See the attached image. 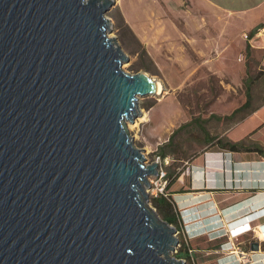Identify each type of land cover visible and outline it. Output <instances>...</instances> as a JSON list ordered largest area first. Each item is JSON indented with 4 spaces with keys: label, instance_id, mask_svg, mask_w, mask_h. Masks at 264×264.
<instances>
[{
    "label": "water",
    "instance_id": "1",
    "mask_svg": "<svg viewBox=\"0 0 264 264\" xmlns=\"http://www.w3.org/2000/svg\"><path fill=\"white\" fill-rule=\"evenodd\" d=\"M113 5L0 0V264H186L127 128L156 78L122 68Z\"/></svg>",
    "mask_w": 264,
    "mask_h": 264
},
{
    "label": "rangeland",
    "instance_id": "2",
    "mask_svg": "<svg viewBox=\"0 0 264 264\" xmlns=\"http://www.w3.org/2000/svg\"><path fill=\"white\" fill-rule=\"evenodd\" d=\"M106 17L112 25L108 30L109 37L128 57L122 68L131 74L148 73L163 86L159 94L139 97L138 107L142 112L134 122L144 113L147 116L145 121L135 128H129L131 122L127 121L133 143L142 149L147 165L159 162V173H181L170 190L166 189L167 176L162 179H159V174L149 176L151 186L146 188L149 194L147 205L164 219L154 205V198L160 194L169 195L167 191H171L168 197L172 198L180 213L184 228L179 227V244L171 255L184 260L186 264H223L224 261L218 259L221 253H217L216 249L219 242H209L204 238L193 241V234L189 232L186 235L184 232L185 228L190 229L189 226L194 229L201 217L210 216L209 211H202L207 206L209 192L213 190L209 186L212 163L208 155L229 152L215 141L208 143L201 126L215 138L240 141L264 150V124L259 121L257 111L240 113L234 119L225 118L246 101L248 88L253 95L252 107L264 106V65L259 60L261 52L257 53L252 47L251 56L247 57L246 49L241 50L237 44H223V41L214 51L216 55L218 51H225V55L222 59L213 57V53L208 52L210 46L204 42L203 35L207 29L185 24L187 20H213L206 6L198 0H115ZM242 38L245 39L244 35ZM243 39H239L238 43ZM215 42L213 38L211 44ZM194 118L199 119L201 126L190 124L179 130L169 142L174 131ZM162 145H169L165 149L170 154L165 159L159 155ZM206 155L208 162L200 173L198 166L204 164ZM252 156V163L258 166L251 168L248 178L264 179V155L252 153ZM206 231L210 235L211 229L207 228ZM237 236L236 245L244 248L250 260H253L255 252L248 242L252 232ZM212 237L216 236L213 234ZM185 251L188 256L181 257Z\"/></svg>",
    "mask_w": 264,
    "mask_h": 264
},
{
    "label": "crops",
    "instance_id": "3",
    "mask_svg": "<svg viewBox=\"0 0 264 264\" xmlns=\"http://www.w3.org/2000/svg\"><path fill=\"white\" fill-rule=\"evenodd\" d=\"M198 1L206 6L207 13L213 20H187L185 24L189 27L196 25L204 30L207 29L203 35L205 36L204 42L210 46L208 52L213 53V57L222 59L225 55V51H218V55L214 51V48L217 49L218 43L222 44L223 41V44L229 46L237 44L241 46V50L246 49L247 44H250L257 53L261 52L259 60L264 65V36L253 35L249 39L242 38V35L250 33L255 27L260 25L264 27V0ZM185 12L189 11L185 10ZM199 13L202 14V11ZM213 38L216 39V42L211 44ZM239 39H243V42L238 43ZM262 113H264V106L257 110L258 119L264 124ZM220 153L213 152L208 155V159L212 163L209 186L213 190L209 192L210 197L207 206L202 211H209L210 216L201 217L194 229L189 226L190 229L185 228L184 232L186 235L191 232L193 234L192 238H194L193 241L204 238L209 242L214 240L219 242L216 249L217 253H221L218 259H222L223 264H242L234 257L226 256V252L230 250L226 231L230 229L233 236H245L251 231L252 237L248 241L249 245L251 247L252 243L256 241L259 243V250L256 251L250 263L243 264H264V179L251 180L248 178L251 168H257L258 166L252 163L254 161L252 153L257 152ZM206 160L207 155L204 158V164L198 166L200 173L203 172V165L206 166V162H208ZM258 225H260V228L257 229L255 234L253 228ZM207 228H210L213 233L209 232L210 235H208L206 233ZM213 228H215V231ZM181 229L184 230L183 225ZM213 234L216 237H212ZM260 234H262V237Z\"/></svg>",
    "mask_w": 264,
    "mask_h": 264
},
{
    "label": "trees",
    "instance_id": "4",
    "mask_svg": "<svg viewBox=\"0 0 264 264\" xmlns=\"http://www.w3.org/2000/svg\"><path fill=\"white\" fill-rule=\"evenodd\" d=\"M262 26H257L255 27V29H253L250 33L249 36H253L257 30L259 28H261ZM251 45L247 44L246 46V52H247V57L251 56ZM262 71V70H261ZM264 72V71H262ZM252 102H253V95L251 93V89L248 88L247 90V99L246 101L239 106L238 108H236L231 114L225 116L226 119H234L238 116V114L240 113H245L247 112V114L253 113L255 111H257L260 107H252ZM213 117H217L220 118V116H213ZM245 117H243L242 119H244ZM190 124H199V119L194 118L192 119L190 122L185 123L184 125L180 126L176 131H174L169 139V142H172V140L174 139L175 135L177 134V132L181 129H183L184 127L190 125ZM199 126H201L199 124ZM202 130L205 132L206 134V138H208V143H212L215 141V143L222 147L224 150L229 151V152H257L258 154L264 155V150L261 147H251V146H247L244 145V143L242 142H236L230 139H223V138H215L213 136H210V133L207 131V129L204 126H201ZM217 139V140H216ZM166 146L169 145H162L160 147V157L162 159H165L170 153L168 151H166ZM165 176H167V178L169 179L167 181V185H166V189L170 190V188L177 182V180L180 178L181 173L180 172H176L174 173H169V174H165ZM167 193L169 195L166 194H160L158 197L154 198V205L155 207H157L158 211L163 215L164 220H166L167 222L174 224L177 226L178 230H180L179 227H182V221H181V215L180 213L177 211V209L175 208L174 202L172 200L171 197V191H167ZM183 256H188V252L185 251V253L181 254V257Z\"/></svg>",
    "mask_w": 264,
    "mask_h": 264
},
{
    "label": "built area",
    "instance_id": "5",
    "mask_svg": "<svg viewBox=\"0 0 264 264\" xmlns=\"http://www.w3.org/2000/svg\"><path fill=\"white\" fill-rule=\"evenodd\" d=\"M254 35L264 36V27L259 28ZM244 38L249 39L250 38L249 33H245ZM164 177H165V172L159 173V179H162ZM259 228H260V225L256 226V228H253V232L256 234L257 229H259ZM226 236L229 238V243H231L230 244V250L228 251L226 256H234L237 258V260L239 262L250 263L251 262L250 255L246 254V251L242 247H240V245H236V241L238 240V236L237 235L233 236L231 234L230 229H228L226 231ZM257 236H258V234H257ZM259 237H260V235H259ZM190 251H192V250L190 249ZM255 254H256V251H255Z\"/></svg>",
    "mask_w": 264,
    "mask_h": 264
},
{
    "label": "bare ground",
    "instance_id": "6",
    "mask_svg": "<svg viewBox=\"0 0 264 264\" xmlns=\"http://www.w3.org/2000/svg\"><path fill=\"white\" fill-rule=\"evenodd\" d=\"M162 90H163V86H162V84H161V82L159 81V80H156L155 79V92H156V94H159V93H161L162 92ZM142 112V111H141ZM141 118H139L136 122H134L133 124H132V122H131V124H129V128H135V127H137V126H139V124H140V122H142V121H145L146 120V114L144 113V114H142V116H140ZM263 234V233H262ZM262 234H260L261 235V237H262Z\"/></svg>",
    "mask_w": 264,
    "mask_h": 264
}]
</instances>
